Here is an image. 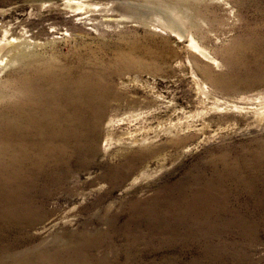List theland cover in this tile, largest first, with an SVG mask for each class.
I'll return each instance as SVG.
<instances>
[{
    "label": "rangeland",
    "instance_id": "rangeland-1",
    "mask_svg": "<svg viewBox=\"0 0 264 264\" xmlns=\"http://www.w3.org/2000/svg\"><path fill=\"white\" fill-rule=\"evenodd\" d=\"M0 264H264V0H0Z\"/></svg>",
    "mask_w": 264,
    "mask_h": 264
}]
</instances>
